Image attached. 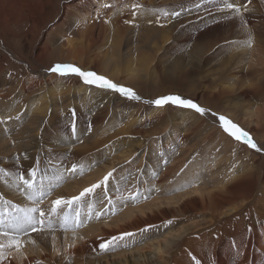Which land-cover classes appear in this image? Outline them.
Wrapping results in <instances>:
<instances>
[{"label": "bare ground", "instance_id": "1", "mask_svg": "<svg viewBox=\"0 0 264 264\" xmlns=\"http://www.w3.org/2000/svg\"><path fill=\"white\" fill-rule=\"evenodd\" d=\"M147 1L152 2L154 0ZM157 1L163 4L164 2H177L178 0ZM97 2H99L97 9L100 8L98 12L106 10L108 16L111 13L112 16L110 19L108 18V21L114 19L119 29L116 33L123 36L127 32L126 26H129V21L133 19L141 20L144 17L145 19L151 18L158 21L156 19L157 14H160L161 17L169 16L165 15L167 13L165 10L141 9L138 0H78V5L80 3L83 5L80 6L83 12L81 14L77 13L78 17L83 18L88 14L90 15L89 12L93 8V4ZM234 2L240 7L244 22L241 21L240 16H234L231 10L224 9L223 0H215V2L205 0L190 10L182 11L178 16L180 18L176 21L170 23H159L158 21L153 24L146 22L147 26L144 27V31H142V28L140 29L139 35L145 38L146 43L152 38L155 39L156 46L162 47L167 52L175 53L180 50L182 52L181 66L183 67L179 68L181 73L178 77L181 79L177 83L183 84L193 78L192 74L195 73L202 83H205L204 85L209 88L205 97L210 102L217 103L216 101L222 97L233 95V99L230 101L231 104L234 108L244 110L243 115L249 116L248 121L245 123L248 126L255 123L256 125L251 126L250 130L254 129L258 134L260 126L264 130V125H261L264 119V117L261 119V116H264V102H262V105H259L257 101V103L255 102V99L258 100L264 97V86L262 85L264 80V0H251L250 3L247 0H234ZM129 5L134 6V8L130 10ZM63 9L65 10V7ZM129 12H132L131 17L126 19ZM168 21H170L169 18ZM94 23L98 24L99 21L94 19ZM100 34H103V32L100 31ZM249 36L252 38L251 46L246 43ZM192 40L193 42H191ZM90 41L92 44L94 42L98 44L100 41L95 39L94 27H92ZM188 45L190 46L186 48ZM138 46L137 40H128L123 48L117 47L114 61L108 63L106 67L112 74H115L123 66L126 70L127 80L139 78L141 75L140 70L145 71L144 75L148 76L149 73L146 68L142 67L140 69L141 66L134 68L129 60L125 59V57L132 55L134 48ZM103 58L102 50H99L97 59L94 58L91 65L80 68L84 71L96 72L98 61ZM120 58L122 60L119 63ZM153 58L151 54H144V59L151 60ZM75 61L79 62V60ZM216 65H219V67ZM45 70L34 71L36 73L25 79H16V76L5 77L9 81L6 84L0 83V119L6 121V123H0V167L6 169L9 161L13 164V156L20 153L21 155H27L30 162L39 159L40 165L44 166L46 172L44 176L50 177L48 181L53 184L62 180L63 174H68L64 171L65 165L48 168L44 164L47 159L59 155L62 160H65L63 153L72 149V143L69 142L66 136L63 119H58L55 116L56 113L60 114L61 112H57V105H52L50 99L56 100L55 102L59 104L58 109L62 108L63 105L61 104L63 103L64 105L65 103L71 104L72 100H78L81 103L78 106L80 108V122L78 121L77 127L79 132L83 127L88 128V124H91L93 126L91 136L94 137V140L109 139V141H112L115 151L128 154L132 153L131 149L127 148L130 146L129 143H123L122 146L117 144L120 141H126L135 132L132 124L143 126L152 123L154 125L158 118L165 115V107L155 108L154 104L148 103L151 100H148L147 103L137 100L125 103L124 96H111L109 95L110 91L100 89L94 85H87L82 78H80L82 83L79 82L81 80L75 75L62 77L49 71L48 68ZM38 73H42V76ZM150 74L154 75L153 73ZM172 76L174 75L166 74V77L172 78ZM223 76L226 78L225 81H217L218 77ZM14 81L16 86L11 85L9 87L8 85L13 84ZM216 81L218 84H214ZM43 86H46L47 94L43 92L25 103L26 96H30L33 90H38ZM14 87H17V90ZM99 95L101 96L99 97ZM47 97L49 100H47ZM64 97L67 98V102H65ZM96 97L100 98V104L95 107L98 108L97 113L92 111L93 107L87 105V101L92 103V99H96ZM10 99H15V102L10 103ZM78 101H75V103ZM22 110L25 111V114L20 113ZM49 111L51 115L48 114ZM89 111L94 114L92 118H90L91 113L87 115ZM187 111L193 112L191 109H187ZM184 113L185 109L178 114ZM206 116L210 117V115ZM8 117H11V119H8ZM196 118L197 116H195ZM85 119H88V122L83 121ZM41 120V126H36L35 124H39ZM197 120L199 119L197 118ZM104 122L107 129L104 137H102L98 135L97 130ZM17 125H21V129L13 135V138L17 140L14 149V145L10 143L6 127H9L10 131L13 132L15 128H20ZM42 126H45V128L40 130ZM39 133H44L47 147L57 145L62 153L56 151L49 154L42 153L38 147V142L33 139ZM251 135L249 136L251 137ZM173 136L172 138L175 140L184 138L181 133H176ZM259 137L261 142H264L262 141L264 134L259 135ZM251 139L257 144L255 137L252 136ZM220 144V141L214 140L211 149L214 152V159L223 184H221L220 179L210 176L212 171L209 165H203L192 174L195 185L190 188L191 190H185L180 185L176 191H172V189H165L163 186L157 185L153 188L156 190L153 194L156 195L153 196L154 198L146 199L138 205L126 204L123 213L116 218L109 217L99 220L94 216L90 219V223L82 229L72 232L69 229V232H65L55 222V217H52L54 228L48 229L45 227L42 231L30 232L29 235L22 236L20 250L6 248L4 250L6 259L0 260V264H39L46 258L51 259V264H174L172 262L181 254L185 238L191 233L189 226L181 232V225L186 220L183 219L184 217L179 218L178 216L198 213L203 215L202 219L207 217L209 220H214L216 218L215 211L221 209V218L233 217L236 220L245 213L246 208L252 201L256 205L257 221L249 223L244 230H234L237 233H233L236 236L233 242L237 245L234 249L232 248L234 253L232 258L228 259L222 256L216 260L219 261V264H261L264 261V165L262 162L264 159V145L257 144L261 147L260 154L243 159H233L229 155L222 158L220 156L222 149H219L218 154H215L216 148ZM231 149L233 147L225 150L230 151ZM119 158L121 156L101 157L102 161L106 160L108 163L103 171L114 167V162ZM119 162L124 164L122 161ZM71 165L68 164L67 166L70 168ZM8 170L10 173H14L15 166ZM225 170L228 172L227 175ZM130 175V172H122L118 179L110 184L111 189H108V196L111 197L112 204H115V206L120 198L129 197L130 193L135 195V192L139 189L145 190L148 187L144 180H139L138 177L133 178ZM129 177H132V182L127 183V188L121 191L119 188L125 184L126 179ZM5 179H7V184ZM86 182L68 183L70 185L66 186L71 192L64 194L66 187H61L56 191L55 198L64 199L79 195L83 191L81 185ZM140 182L143 185L137 188L136 185ZM44 183L46 184V181ZM188 186L192 185L188 184ZM20 191L15 187V181L11 175L7 178H0V194L4 195L5 199L19 204L24 199L22 196L17 197L16 194L22 195ZM65 192L67 193L66 190ZM114 194L115 196H113ZM96 195L101 197L102 189ZM105 203L107 202L103 201L99 205ZM20 204L24 207V203ZM30 205L28 206H33V204ZM46 205L48 207V204L43 203L40 207ZM96 205L97 202L95 207ZM112 208L114 207L111 206ZM50 209L51 204L49 203ZM79 211L84 224V218L87 216L88 211L84 212L81 207ZM208 213L210 216H208ZM175 218L179 219L178 226L175 225L176 228L163 229L164 226L171 223V219L173 222ZM160 225L162 226L156 227ZM146 227H153L155 232L150 234V238L141 241V243L146 242L145 244L141 245L139 243L131 250L123 248L120 251L103 255L101 258H91V256L102 251L99 249L100 243L111 239L113 236L119 237L123 233H136ZM193 231L196 235L201 236L207 233L203 227ZM212 233H214V230L211 231ZM0 242H6V238L0 237ZM228 247L230 248V246ZM17 253L21 254L18 256Z\"/></svg>", "mask_w": 264, "mask_h": 264}, {"label": "rangeland", "instance_id": "2", "mask_svg": "<svg viewBox=\"0 0 264 264\" xmlns=\"http://www.w3.org/2000/svg\"><path fill=\"white\" fill-rule=\"evenodd\" d=\"M138 1L139 5L142 7L141 9L149 8L154 11L165 10L167 13H181L184 10L192 9L205 0H178L177 2L168 1L163 4L159 3L157 0L152 2H148L147 0ZM80 6L83 5H81V3L78 5V0H0V83L3 82L6 84L9 79H6L5 77L9 78V76H16V79H25L31 74L36 73L34 71L40 72L46 68L50 69L58 63L72 64L81 68H86L92 64L94 58L97 59V53L99 50H102L104 58L98 61L96 73L105 76L115 83L133 89L141 97V99L137 101L147 103L148 100H155L161 96L179 95L185 98H192L197 104L209 109L211 112L217 113V117L211 115L210 117H207L206 115L201 116L194 110L193 112H188L187 109H185L184 114L180 115L178 113L183 112L184 108L171 105L165 106L166 111L163 116L164 118H158L154 125H152V123L143 126L132 124L135 129V132L133 133L134 135L131 134V136H129L130 138H127L126 141H120L119 144H117L122 146L123 143H129L130 146L127 148H130L132 153L128 154L115 151L113 149V143L112 141H109V139L104 138L100 141L94 140V137L91 136L93 131V126L91 124H88V128L83 127L79 132V128L77 127L80 119V108L78 106L81 105V103H79L78 100H75L78 101L77 103H75L74 100H72L71 104L65 103L64 105L63 103L61 104L63 105L62 108L58 109L59 104L55 102L56 100L50 99L52 105H57V112H61L60 114L56 113L55 116H57L58 119H63V126L66 129V136L68 137L69 142L72 143V149L63 153L65 160H62L59 155L47 159L44 164L50 168L75 163L78 166H83L84 171L82 174L79 172L75 175L69 173L63 174L62 180L57 181L55 184L48 181V178L50 177H45V188L47 191L49 186L51 187V195L44 198L40 206L45 203L48 204V207L47 205L40 207L42 210L46 213L49 212V203L52 207L53 201L56 199V191L59 188L66 187L64 189V194L71 192V190L67 188V186L70 185L68 183H83L87 181L81 185L83 190L94 183L102 181L103 177L108 172L115 170L108 184V189H111L110 184L117 180L122 172H130V176H133V178L138 177L139 180H144L148 185L145 190H136L139 192V196L135 199L136 201H132L129 197H123L120 198L118 204L115 206V204H112V201L111 204H109L106 200H104V202L107 203L99 205L100 201L99 199L97 200L95 211L102 213L98 217L99 220H104L109 217L116 218L123 213L126 204L138 205L146 201V199L154 198L153 196L156 195L153 194L156 190L153 188L157 185H161L165 189H172V191H176L177 187L180 185L185 188V190H191L190 188L195 185L194 180H192V174L203 165H209L212 171L210 176L215 179H220L221 184H223L221 181L222 178H220L221 176L218 173L217 163L214 159V152L211 149V144L214 140H218L221 143L216 148L215 154H218V150L222 149L220 152L222 158L229 155L233 159H243L255 154H260L259 151L249 147L247 144L243 143L242 140L238 141L228 133L224 132L218 119H216L219 115H223L229 120H232L240 129L246 131L249 135L252 134L251 137L253 136L256 138L258 145H264V142H261L259 137V135L264 134V130L260 126L259 135L254 129L250 130V127L255 126L256 124L252 123L251 126H248L245 123L248 121L249 116L243 115V109L233 107L230 102L233 99V95L222 97L220 100L216 101L217 103L210 102V100L205 97L207 96L209 88L204 85L205 83H202L195 73L188 71L189 69L187 71L193 73V78H190L183 84L177 83L181 79L178 77L181 73L179 68L183 67L181 66L182 52L180 50L175 53L167 52L162 47L156 46L155 39L152 38L146 43L145 38L139 35L140 29L142 28V31H144V27L147 26V23L153 24L158 21L159 23H170L171 21L178 20L180 17L174 15L161 17L160 14H157L156 19H158V21H154L151 18L145 19L144 17H142L141 20L133 19L132 21H129V26H126L127 32L125 36H123L116 33L119 29L118 24L114 19L108 21V18L110 19L112 16L111 13L108 16L106 10L104 12H98L100 9H97V7H99V2L94 3L93 8H91L89 12L90 15L88 14L83 18H80L77 15V13L81 14L83 12V9ZM63 7H65V10ZM133 8L134 6L129 5L130 10ZM131 14L132 12H129L126 19L130 18ZM168 18L170 21H168ZM94 19L98 20L99 23L95 24ZM91 26L95 28V39L100 40L98 44L95 42L92 44L90 41V36H92ZM100 31H102L103 34H100ZM128 40H137L139 46L135 47L133 54L125 57V59H128L134 68H137L138 66H141L140 69L142 67L146 68L149 73L148 76L144 75L145 71L140 70L141 75L139 78L127 80L125 74L126 70L123 66H121L115 74H112V72L106 67L108 63L114 61L116 48L119 46L120 48H123ZM191 42H193V40ZM189 46L190 45L186 48ZM144 54H151L154 58L151 60L144 59ZM178 56L180 58H177ZM75 60H79V62H76ZM121 60L122 58L119 59V63ZM176 64L177 66H175ZM216 66L219 67V65ZM150 73H153L154 75H151ZM38 74L42 76V73ZM166 74H172L174 76L169 78L166 77ZM225 76L218 77L217 81H225ZM78 79L80 78L78 77ZM217 81L214 84H218ZM79 82L82 83V80ZM12 83L13 84H9L8 86H16L15 81ZM262 85L264 86V80L262 81ZM17 87L14 88L17 90ZM46 90V86H43L38 90L35 89V91L33 90L31 92V95L33 96H26L25 99L27 100L25 103L36 95L43 92L46 93ZM107 91H110L109 95L111 96H120V94L112 92L111 90ZM100 96L101 95H99V97ZM99 99L98 97L92 99V103L87 101V105L93 107L92 111L95 113L98 112V108L95 107L100 104ZM47 100H49L48 97ZM64 100L67 102L66 97H64ZM123 100L125 103L132 101V99L126 97H123ZM256 101L259 102V105H262L264 97L258 100L255 99V102ZM9 102H15V99H10ZM154 107L158 108L156 105H154ZM73 109L76 111L75 117L73 118L77 129L75 134H71L69 128L70 113ZM134 109H136V107H134ZM20 113L25 114V111L22 110ZM49 113L51 115L50 111L48 114ZM90 113L91 111H89L87 115ZM260 115H262V113H260ZM92 116H94L93 113L90 114V118H92ZM195 116H197L199 120H197V118L195 119ZM263 117L264 116L262 115L261 119ZM83 121L88 122V119ZM41 124L42 120L39 124L35 125L41 126ZM261 125H264V119ZM17 126H20V128H15L13 132L10 131L9 127H6V132L8 133V137H10V143L14 145V149L16 148L15 144L17 143V140L13 138V135L21 129V125ZM44 128L45 126H42L40 130H43ZM106 129L104 122L97 130L98 135L104 137ZM176 133L183 134L184 138L175 140L172 137H174L173 135ZM43 135L44 133H39L38 136L33 138L38 142V147L42 153L49 154L54 151L62 153L57 145L47 147L45 141L46 137ZM262 141H264V139ZM222 145L224 146L223 148ZM229 147H233V149L230 151L225 150ZM104 156H121V158L114 162V167L109 168L107 171H103L104 167L108 165L106 160L102 161L101 159V157ZM17 157H20L19 161H17ZM37 160L39 159L30 162L27 155H21L18 153L17 156H13V164L9 161L6 170L10 168L12 169V166H15L14 172H16L17 168L22 166L23 170L27 173V170L33 166ZM119 161L124 162V164H121ZM262 162L264 165V159ZM39 167L44 170V166L39 165ZM225 173L227 175L228 172L225 170ZM42 174L45 175L46 172L43 171ZM129 182H132V177L126 179L125 184L119 189L124 191L127 188L126 184ZM188 184H191L192 186L189 187ZM142 185L143 184L140 182L136 187L138 188ZM100 190L101 189H98L97 192ZM20 193L22 195H16L17 197L19 196V198L21 196L24 197V199L20 201V203H24V207H29L28 205L33 204L27 199L22 191H20ZM113 196H115V194ZM70 198L71 197H67L64 199ZM111 206L114 208L111 209ZM81 209L84 212L88 211L87 205H82ZM63 211H68V209L65 208ZM95 211L93 212L92 218L96 216ZM220 212L221 209L215 211L216 218L214 220H209L207 217L202 219L203 215L198 213H190L188 216H178L179 218L184 217L183 219L186 220L181 225V232L189 226L191 233L184 240V247L181 254H179L172 263L196 264V260H199L200 264H219V261H217L219 257L223 256L228 259L232 258V255L234 254L232 248L234 249L237 245L233 242V239L236 237L233 233H237L240 229L244 230L249 223L257 221L256 205L252 201V203L246 208L245 213L239 216L236 220H234L233 217L221 218ZM208 216H210L209 213ZM54 220H56V218ZM178 220V218H175L172 222L171 219V223L164 226L163 229L168 227L173 229L175 225L177 227ZM84 221V224L75 230H80L82 227L87 226L90 223V219H88L87 216L84 218ZM161 226L162 225L156 227ZM202 227L205 228L207 233L205 235L203 234V236L196 235L193 230L201 229ZM69 229L71 232L73 231L72 228ZM211 229L214 230V233L212 234ZM234 230L237 231L234 232ZM153 232H155L153 227L140 229L136 233H131L132 235L130 236H124L122 240L118 239L115 246L110 248V250L101 251L100 253L91 256V258H101L103 255L120 251L123 248L131 250L141 243V241L150 238V234ZM143 243L145 244L146 242ZM143 243H141V245ZM227 245L230 246L231 249ZM20 254L21 253H17L18 256ZM193 257H195L196 260H193ZM39 264H51V259L46 258Z\"/></svg>", "mask_w": 264, "mask_h": 264}, {"label": "snow or ice", "instance_id": "3", "mask_svg": "<svg viewBox=\"0 0 264 264\" xmlns=\"http://www.w3.org/2000/svg\"><path fill=\"white\" fill-rule=\"evenodd\" d=\"M209 2H215V0H209ZM251 2V0H247ZM224 9L231 10L234 16H240L242 22H244L243 15L240 11V7L237 6L232 0H223ZM165 15L179 16V12L165 13ZM248 46L252 44V38L246 41ZM49 71L58 73L60 76L65 77L69 75H75L83 79V82L87 85H94L100 89L111 90L112 92L118 93L132 100H140L141 97L131 88L125 87L118 83L111 81L110 79L102 76L94 71H84L80 67L72 64H55ZM156 105L158 108H164L165 106H177L184 109L194 110L201 116L211 115L217 117V113L211 112L190 98L181 97L179 95H165L155 100L148 101ZM75 110L73 109L70 113V124L69 128L71 134H75L77 129L74 118ZM17 119L19 117H16ZM11 119V117H8ZM218 122L222 130L234 137L238 141H243L249 147L256 151H261V147L258 146L249 136V134L240 129L238 125L224 117L223 115L218 116ZM0 123H6L5 120L0 119ZM20 157H17L19 161ZM40 161L37 160L33 166H31L27 173L23 170L22 166H19L14 173H10L4 167H0V178H7L10 175L15 181V187L20 189L22 193L27 197L29 201L33 203L31 207H22L20 204H15L11 200L5 199L4 195L0 194V237L6 238V242H0V260L6 259L4 250L6 248H15L17 251L20 250L21 237L29 235L30 232L42 231L45 227L48 229L54 228V221L52 217L56 218V223L64 230L68 231L72 228L73 231L83 225L81 219V213L79 211L82 205H87L88 213L87 218L91 219L93 212L95 211V203L99 199L100 202L106 200L111 204V197L108 196V184L113 176L115 170L108 172L102 181L92 184L90 187H86L79 193V195L72 196L70 199L58 198L53 201V206L49 212H45L40 208V204L43 202L46 196L51 195V187L46 191L45 188V176L42 174L43 171L39 167ZM65 173L72 175L83 173V166H78L73 163L69 168L67 165L64 166ZM55 179V178H53ZM7 184V179H5ZM98 189H102V196L97 197L96 193ZM135 191V190H134ZM139 196V192L129 194V199L135 200ZM68 211H63V209ZM102 213L95 211V215L98 218ZM131 233H123L121 236H113L111 239L104 241L99 244V249L102 251H108L110 248L115 246L118 239L122 240L124 236H130ZM193 260H196L193 257ZM196 264H200L199 260H196ZM264 264V261L261 262Z\"/></svg>", "mask_w": 264, "mask_h": 264}]
</instances>
